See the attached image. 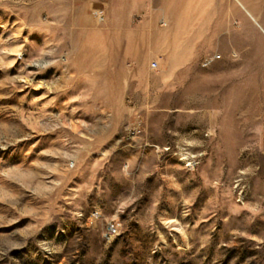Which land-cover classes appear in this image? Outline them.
<instances>
[{
  "label": "rangeland",
  "instance_id": "374dc122",
  "mask_svg": "<svg viewBox=\"0 0 264 264\" xmlns=\"http://www.w3.org/2000/svg\"><path fill=\"white\" fill-rule=\"evenodd\" d=\"M99 3L0 0V264H264V0Z\"/></svg>",
  "mask_w": 264,
  "mask_h": 264
},
{
  "label": "crops",
  "instance_id": "0c3cea01",
  "mask_svg": "<svg viewBox=\"0 0 264 264\" xmlns=\"http://www.w3.org/2000/svg\"><path fill=\"white\" fill-rule=\"evenodd\" d=\"M85 7H95L99 5V0H82ZM171 0H101L103 11L112 25V29H130L132 18L137 17L141 21L144 30H154L159 21H164V17L171 15L169 10ZM114 15L124 16L125 23L112 21ZM264 31V27H263ZM142 87L144 82H139ZM153 87V86H152Z\"/></svg>",
  "mask_w": 264,
  "mask_h": 264
},
{
  "label": "built area",
  "instance_id": "2783aa9c",
  "mask_svg": "<svg viewBox=\"0 0 264 264\" xmlns=\"http://www.w3.org/2000/svg\"><path fill=\"white\" fill-rule=\"evenodd\" d=\"M163 24H166L165 21H162ZM221 58V55L220 54H214L212 57H209V58H206L205 60V63L206 64H210L212 61L216 60V59H220ZM158 66V62L157 61H152L151 64H150V68L151 69H155L157 68ZM263 119H264V114H263ZM109 232L112 234V233H115L116 232V228L115 226L111 225L109 227Z\"/></svg>",
  "mask_w": 264,
  "mask_h": 264
}]
</instances>
